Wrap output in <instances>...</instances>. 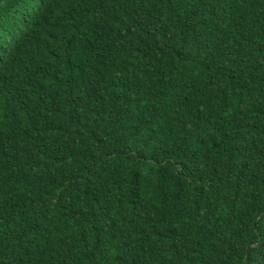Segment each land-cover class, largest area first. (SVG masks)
<instances>
[{
  "label": "trees",
  "instance_id": "obj_1",
  "mask_svg": "<svg viewBox=\"0 0 264 264\" xmlns=\"http://www.w3.org/2000/svg\"><path fill=\"white\" fill-rule=\"evenodd\" d=\"M0 264H264V0H0Z\"/></svg>",
  "mask_w": 264,
  "mask_h": 264
},
{
  "label": "clouds",
  "instance_id": "obj_2",
  "mask_svg": "<svg viewBox=\"0 0 264 264\" xmlns=\"http://www.w3.org/2000/svg\"><path fill=\"white\" fill-rule=\"evenodd\" d=\"M1 43V42H0Z\"/></svg>",
  "mask_w": 264,
  "mask_h": 264
}]
</instances>
